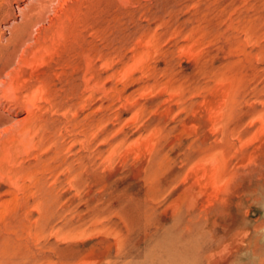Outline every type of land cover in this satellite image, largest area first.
<instances>
[{
	"label": "rangeland",
	"instance_id": "1",
	"mask_svg": "<svg viewBox=\"0 0 264 264\" xmlns=\"http://www.w3.org/2000/svg\"><path fill=\"white\" fill-rule=\"evenodd\" d=\"M43 4L0 0L34 264H264V0Z\"/></svg>",
	"mask_w": 264,
	"mask_h": 264
},
{
	"label": "bare ground",
	"instance_id": "2",
	"mask_svg": "<svg viewBox=\"0 0 264 264\" xmlns=\"http://www.w3.org/2000/svg\"><path fill=\"white\" fill-rule=\"evenodd\" d=\"M55 1V0H54ZM58 1V0H57ZM60 1V0H59ZM62 1V0H61ZM42 3L41 9L37 11L36 20H42V13L43 10L46 8L43 7V3L50 2V0H40ZM53 2V1H52ZM46 5V4H45ZM61 5V4H60ZM59 7V6H58ZM48 9V8H47ZM61 9V8H60ZM44 10V11H45ZM46 12H48L46 10ZM40 22V21H39ZM21 29L15 31V33L20 32ZM27 32V31H26ZM29 35V34H28ZM24 41V39H23ZM22 55V54H21ZM1 68L0 66V76H1ZM4 73V72H3ZM5 76H8V73L4 74ZM5 78V77H4ZM0 78V85H3L5 83V79ZM5 88V87H4ZM1 89V87H0ZM6 91H8L6 89ZM3 93V92H2ZM9 94V93H8ZM172 97V96H171ZM182 124V123H180ZM183 125V124H182ZM181 125V127H182ZM185 126V125H183ZM31 128V127H30ZM184 129V128H183ZM12 126L7 127L0 131V189L5 186L6 189L2 192H0V264H34L35 261V255L32 250V244H33V223L30 220V210L26 207L24 212V219L22 221L16 220V202H17V189L19 187L18 184V175L20 173H24L25 176H29V164L21 170L17 166V155H16V145H15V135L12 132ZM185 130V129H184ZM17 132V131H16ZM25 132V131H24ZM19 133V132H18ZM29 137V136H28ZM141 137V136H140ZM140 139V138H139ZM144 140V139H143ZM216 140V139H215ZM18 141V140H17ZM29 141V140H28ZM104 141V140H103ZM132 142V141H131ZM138 143V141H136ZM150 145V144H148ZM188 145V144H187ZM138 147V145H137ZM133 148V147H132ZM112 149V148H111ZM131 149V148H130ZM129 150V148H128ZM233 150V149H232ZM253 150V149H252ZM149 151V150H148ZM256 151V150H255ZM130 152V151H129ZM137 152V151H136ZM140 153V152H139ZM125 154V153H124ZM134 154V153H133ZM123 155V154H122ZM135 155V154H134ZM139 155H137L138 157ZM103 159V158H102ZM123 160V158H122ZM147 160V159H146ZM207 160V159H206ZM205 160V161H206ZM109 161V160H108ZM135 161V160H134ZM204 161V160H203ZM202 161V162H203ZM201 163V161L196 162ZM219 163V162H218ZM110 164V163H109ZM195 164V165H196ZM119 165V164H118ZM201 165V164H200ZM202 164L201 166H203ZM192 166V165H191ZM190 166V167H191ZM217 166V165H216ZM195 167V166H194ZM197 167H199L197 165ZM103 168V167H102ZM188 168V167H187ZM210 168V167H209ZM219 168V167H218ZM205 170V169H204ZM187 171V170H186ZM211 172V171H210ZM185 174V173H184ZM204 174V173H202ZM248 174V173H247ZM201 175V174H200ZM207 175V174H206ZM215 175V174H214ZM254 175V174H253ZM184 176V175H183ZM203 176V175H202ZM197 177V176H196ZM200 177V176H199ZM198 177V178H199ZM184 178V177H183ZM247 178V177H246ZM27 179V178H26ZM182 179V177H181ZM194 179V178H193ZM202 179V177H201ZM252 179V178H251ZM28 180V179H27ZM249 180V179H248ZM184 181V180H183ZM191 182V181H190ZM196 182V181H195ZM249 182V181H248ZM214 183V182H213ZM193 185V182L191 183ZM198 184V183H197ZM217 184V183H216ZM196 185V184H194ZM222 185V184H221ZM21 187V186H20ZM221 188V186H220ZM219 188V189H220ZM192 189V188H191ZM194 189V188H193ZM197 190V189H196ZM213 190V189H212ZM199 191V189H198ZM204 191V190H203ZM202 191V193H203ZM215 191V190H214ZM243 192V191H242ZM183 193V192H182ZM190 199L189 203H193L195 200V196L191 193L190 190ZM209 193V192H208ZM203 195V194H202ZM216 196V195H215ZM183 198V197H182ZM203 198V197H202ZM206 198V197H205ZM209 198V197H208ZM237 198V197H236ZM184 199V198H183ZM29 203V200L26 202ZM181 203V201H180ZM168 205V204H167ZM180 205V204H179ZM201 205V204H200ZM206 205V203H205ZM233 205V204H232ZM231 205V206H232ZM197 206V205H196ZM230 206V207H231ZM174 207V206H173ZM225 207V206H224ZM177 209V208H176ZM175 209V210H176ZM199 210V209H198ZM197 210V211H198ZM229 212V211H228ZM102 219V218H101ZM100 219V220H101ZM96 221V220H94ZM57 230V229H56ZM207 231V230H206ZM247 233V232H246ZM97 234V233H96ZM65 235V234H64ZM93 235V234H92ZM116 233L113 232V236L115 237ZM241 235V234H240ZM243 235V234H242ZM117 238V237H116ZM239 238V237H237ZM236 239V238H235ZM233 240V239H232ZM116 239H114V243L117 242ZM235 244V243H234ZM236 245V244H235ZM118 246V244H117ZM116 246V247H117ZM109 247V246H108ZM227 247V246H226ZM223 248V249H222ZM221 249L218 250V254L223 250L224 253H228V247L227 249H224V246ZM231 248V247H230ZM229 248V249H230ZM118 249V248H117ZM106 250V249H105ZM231 250V249H230ZM238 250V248H237ZM233 252V251H232ZM231 252V253H232ZM223 253L224 257L226 256ZM236 253V252H235ZM222 254V253H221ZM215 255V253H214ZM222 255V257H223ZM234 255V254H233ZM209 256V255H208ZM218 257H221L220 255ZM221 257V259H222ZM210 258H212L210 256ZM57 261H46L48 264H67L66 262L61 260V256L57 255L56 257ZM78 260V259H77ZM94 260V259H93ZM92 260V261H93ZM101 260V259H100ZM210 260V259H208ZM207 260V261H208ZM81 261H84L81 259ZM87 261V260H86ZM95 261V260H94ZM108 261V260H107ZM215 261V260H214ZM224 261V260H223ZM230 261V260H229ZM79 262V261H77ZM76 262V263H77ZM208 263V262H207ZM228 263V262H227ZM39 264V263H38ZM41 264V263H40ZM96 264V262H95Z\"/></svg>",
	"mask_w": 264,
	"mask_h": 264
}]
</instances>
